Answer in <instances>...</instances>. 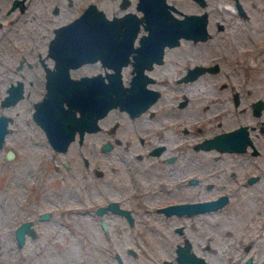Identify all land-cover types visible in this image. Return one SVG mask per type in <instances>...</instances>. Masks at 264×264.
I'll list each match as a JSON object with an SVG mask.
<instances>
[{
	"label": "rangeland",
	"instance_id": "1",
	"mask_svg": "<svg viewBox=\"0 0 264 264\" xmlns=\"http://www.w3.org/2000/svg\"><path fill=\"white\" fill-rule=\"evenodd\" d=\"M88 1L25 0L21 9L18 5L11 7V0H0V99L6 93L8 83L21 77V70L27 72L26 77H33L31 67H17L19 60L24 57V61L34 62L38 50L44 55L48 35L53 33L52 26L73 18ZM95 1L108 14L113 10L123 11L118 8L117 0ZM54 5L59 7L57 12L53 11ZM129 7L136 10L134 5ZM195 49L197 47L188 41L168 49L165 63L154 72L173 76L182 69L183 55L192 54L191 58L184 59L185 63L196 59ZM100 66V62H85L76 69L72 68V72L77 74ZM210 79L205 73L202 78L182 83L179 87L170 83L164 87L162 97L169 100L180 97L181 91L188 92L190 101L179 109L181 117L201 118L215 109L207 107V104L202 106L208 98L197 92L199 86ZM258 92L261 91L252 90L249 96L253 97ZM40 93L36 82L26 80L25 94L15 104L7 106L0 103V112L13 115L10 129L0 147V264H118L116 252L122 255L124 264H164L163 258L175 255L176 244L182 242L184 236L192 241L193 249L203 255L209 264H240L247 255H252L251 264H264V170H261L264 166V133L255 137L260 146L256 155L221 152L212 147L195 151L199 161L197 166L202 173L213 167L220 172L213 177L217 186L201 193L231 191L230 200L220 208L185 218H139L135 228H127L121 217H107L106 220L113 224L112 229L102 231L94 211L79 210L87 209L91 199H99L86 191H79L84 179L90 184L97 179L91 173L83 176L86 167L77 147L79 144L73 143L67 152L55 153L44 130L31 116L33 102L40 97ZM201 95L205 98L200 100ZM197 100L201 104L197 102L198 105H195ZM169 109H173L172 106ZM215 126L214 122L206 120L201 123L200 131L191 130L198 138L209 133L210 128L216 129ZM167 129L171 134L178 127ZM86 141L88 143L82 145V153L91 159L95 151L91 137ZM8 148L14 151L10 157L6 154ZM186 151V154L178 153V156L188 160L192 150ZM63 159H68L69 164H64ZM232 160L237 163L233 165ZM106 162L116 163L117 159L102 155L100 163L107 169L109 165ZM173 165V170L169 167L171 165L164 168V177L168 180L192 169L188 164ZM250 172L259 176L234 190V181ZM104 174L103 180L111 173L106 171ZM158 176L153 177L156 179ZM186 190L191 192L185 187ZM79 195L86 196L79 198ZM43 210L52 213L40 218L38 214ZM24 219L32 220L30 226L34 227L35 233H27L24 242L18 244L15 228ZM178 224L184 225L182 231L175 229ZM118 229H122V234L117 233ZM251 238H254L253 245L244 251L242 242ZM205 244H209L207 248ZM127 247H133L136 253L127 251Z\"/></svg>",
	"mask_w": 264,
	"mask_h": 264
},
{
	"label": "flooded vegetation",
	"instance_id": "2",
	"mask_svg": "<svg viewBox=\"0 0 264 264\" xmlns=\"http://www.w3.org/2000/svg\"><path fill=\"white\" fill-rule=\"evenodd\" d=\"M23 1L25 5V0ZM91 2L95 3L98 8H102L95 0H90L82 10ZM166 2L175 16L184 17L187 14H192L193 22L197 26L203 25L204 30L198 36L181 35L178 43L164 47L162 61L153 62L150 68L144 69L151 77L145 80L144 87L155 88L158 90V94L153 98H147L148 94L145 91V97L135 102L131 108L122 107L119 103L111 106L98 117V126L95 129L85 128L80 137L79 129L76 128L74 137L65 148L52 143L47 137L55 153L67 152L73 143L79 144L77 147L81 152L84 167H86L83 170V176H88L91 173L97 178L93 184L84 179L80 183L79 191H86L88 195L99 198L98 200L97 198L91 199L87 209L80 208L79 210L94 211L99 218L98 225L102 231L112 229L111 225L113 224L106 219L113 216L121 217L127 228H135L136 219L149 216L155 219L158 217L167 219L169 216L185 218L211 213L230 200L231 191L227 189L210 194L201 193L202 190L208 191L217 186L213 177H217L220 172L217 167H213L202 173L197 166L199 161L195 151L212 147L217 151L240 155L245 153L256 155L260 152V146L255 141V137L259 133H264V0H166ZM131 5H134L136 10L131 9L129 7ZM117 6L123 11L113 10L111 14H108L104 8L102 9L108 17L121 15L126 11H135L139 15L142 13L137 8V0H117ZM58 10V5H54L53 11L57 12ZM58 25L52 26L53 33L50 34L51 36L48 35V43ZM141 27L144 29L143 31H141ZM147 30L141 22L134 44L138 43L140 34ZM184 41H188L189 44L197 47L194 50L196 59L185 63L184 59L191 58L192 54L183 55L181 57L182 69L173 76L155 73L156 68L165 63L168 49L179 46ZM85 62H100L101 66L77 74L72 72V68L76 69ZM24 65L34 70L33 77L31 75L26 77L27 72L21 70V77L15 81L11 80L8 85L18 79L23 80L24 96L26 80L30 83L36 82L41 91L40 97L35 100L37 101L44 96L47 90V70L55 66V58L48 50V44L44 55L40 50L37 51L34 62L24 61V57H22L17 67ZM110 70L112 68L104 65L99 58L84 61L76 66H69V73L73 77L100 72L104 79H107L106 71ZM136 70L131 61L122 65L121 78L124 85L130 83ZM195 72V76H190ZM29 73L31 74L30 71ZM205 73L211 79L209 82L202 83L203 85L199 86L197 92H201L208 98V101H204L202 106L205 107L207 104V107L212 106L215 109L201 118L186 119L181 117L182 114L179 109L188 105L190 101L188 92L181 91L180 97L166 100L162 97L165 93L164 87L170 83L178 87L182 83H192L200 77L202 78ZM252 90H260L261 92L250 97ZM202 95L199 97L200 100L205 98ZM17 100L10 104H15ZM35 101L31 108V116L46 134L43 126L33 116ZM197 102L201 104L197 100L195 105H198ZM10 104L1 105L8 106ZM169 106H172L173 109H169ZM8 114L11 115L10 122L13 115ZM206 120L214 122L216 129L210 128L212 130L209 133L196 138V134L192 133L191 128L200 131L201 123ZM170 126H176L178 130L169 134L167 128ZM224 132L229 133L230 146L220 148L215 144L209 146L200 144L205 138ZM193 136L195 138H192ZM90 137L93 150H95L91 159L82 153L84 152L82 145H86L88 143L86 139ZM189 149L192 152L191 156H188V160L178 156V153L186 154V150ZM102 155H107L108 158L114 157L117 162H106L109 165L106 169L103 163H100ZM62 162L69 164L68 159H63ZM231 162L233 165L237 163L236 160ZM173 163L177 165L188 164L192 169L168 180L164 177L166 175L165 166L171 165L169 167L173 170L175 169ZM261 170H264V166ZM106 171L111 174L104 177L103 180V174ZM151 175L159 176L155 179ZM258 176L259 174L254 172L245 173L234 181V190L255 180ZM101 177L102 179H100ZM185 187L191 192L184 191ZM224 194L226 199L218 206L196 203L216 199ZM79 196V198H83L86 195ZM48 211L47 216L52 213L50 210ZM41 212L38 214L39 217ZM152 224L155 223L152 222ZM183 226V224H178L175 229L182 231ZM121 232L122 229L117 230L118 234H122ZM185 239L189 238L184 236L182 242H177L175 251L178 244H184ZM190 242L191 249L194 250L192 241L190 240ZM253 243L254 238L247 239L242 242V249L246 251ZM208 245L205 244L204 247L207 248ZM131 248L133 247H127V251L136 253V250L133 248L135 250L133 252ZM176 255L177 251L173 257L163 258V263L165 259H172L174 264H184L177 259ZM115 256L118 264H124L123 257L119 252H116ZM248 257L251 258L249 263L251 264L252 255H247L240 264H244Z\"/></svg>",
	"mask_w": 264,
	"mask_h": 264
},
{
	"label": "water",
	"instance_id": "3",
	"mask_svg": "<svg viewBox=\"0 0 264 264\" xmlns=\"http://www.w3.org/2000/svg\"><path fill=\"white\" fill-rule=\"evenodd\" d=\"M16 5L23 8L24 1L13 0L11 7ZM168 5L166 0H137L141 15L126 11L108 17L102 8L91 2L79 14L55 27V33L48 43V50L55 58V66L47 70V90L41 99L35 101L33 110L34 118L43 126L52 143L65 148L74 137L76 128L79 129L80 137L85 128L95 129L98 117L111 106L119 103L122 107L131 108L145 97V91L147 98L158 94L157 89L144 87L145 80L151 78L144 69L150 68L153 62L162 61L164 47L178 43L181 35L198 36L204 30L203 25L197 26L193 22L192 14L177 17ZM141 22L148 30L142 32L138 43L134 44ZM98 58L112 68L106 71L107 79L100 72L80 77L70 75L69 66ZM128 61L137 70L130 83L124 85L121 67ZM7 90L1 98V104L13 103L23 96V80L11 82ZM10 119V114L0 112V147L9 130ZM230 142L229 133L224 132L205 138L200 144H215L224 148L230 146ZM6 154L12 156L13 149L8 148ZM225 196L196 203L218 206L225 201ZM48 214V210L42 211L40 217ZM31 222V219H25L17 224L15 235L18 244L24 242L27 233H35ZM131 250L135 252L133 248ZM176 251L177 259L184 264H209L203 255L191 249L189 239H185L184 244H178ZM119 260L121 262L120 257ZM250 260L248 257L244 264H249ZM164 264L174 262L165 259Z\"/></svg>",
	"mask_w": 264,
	"mask_h": 264
},
{
	"label": "bare ground",
	"instance_id": "4",
	"mask_svg": "<svg viewBox=\"0 0 264 264\" xmlns=\"http://www.w3.org/2000/svg\"><path fill=\"white\" fill-rule=\"evenodd\" d=\"M10 105H12V104H10Z\"/></svg>",
	"mask_w": 264,
	"mask_h": 264
}]
</instances>
